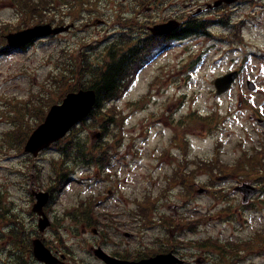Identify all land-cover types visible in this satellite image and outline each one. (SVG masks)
Here are the masks:
<instances>
[{
  "label": "rangeland",
  "instance_id": "374dc122",
  "mask_svg": "<svg viewBox=\"0 0 264 264\" xmlns=\"http://www.w3.org/2000/svg\"><path fill=\"white\" fill-rule=\"evenodd\" d=\"M161 2L163 5L156 12L146 13L143 11L144 7H139V0H102L101 13L95 16L84 14L80 21L74 23L75 27L71 31L57 38L39 40L27 50H14L6 54L1 53L0 46V187L4 186L3 195H7L8 205H12L13 211L22 216L26 232H38L36 216L29 212L32 203L31 190L46 191L51 176H54L51 162L56 157V151L48 149L39 155L38 160H30L27 154L20 153L14 146L17 144L11 139L15 138L21 143L24 134L13 132L14 123L10 120L14 116L13 110L18 107L28 115L36 114L40 117L41 111L48 110L59 100L56 101V94L45 90L53 89L55 73L64 72L67 68L72 69L75 60L79 70L81 57L86 55L94 66H99L103 62L105 49L122 36L123 29L117 21L122 8L126 7L131 11L129 16L137 17L143 24H150L186 15L184 4H188L190 0ZM24 3L25 0H16V5L11 0H0V35L27 26L24 21L26 13L23 11L22 16L19 7ZM47 3L49 7V0ZM55 17L57 20L61 18L58 14L53 15L51 10V13L42 19L56 21ZM91 17L93 21L89 20ZM96 19L105 21L107 25L86 27ZM236 19H249L252 58L249 72L240 76L233 91L219 99L215 98L214 80L222 76L227 68L224 65H212L213 56L216 55L214 50L204 57V62L193 72L192 80L186 82V66L199 55L200 47H196L190 54V43H174L170 50L163 51L143 69L131 89L116 103L117 108L123 110L129 119L124 127L126 138L123 154L114 158L109 169L111 180L104 182L94 169H77L75 181L57 194L52 213L55 217L63 216L67 208L78 205L82 199L92 195H105L109 187V190L113 189V194L108 196L110 198L98 211L114 213L117 216L114 221L120 222L121 218L126 217V212L134 207L131 199H144L146 192L158 195L166 187L164 180H158L159 175L166 171L171 172L173 166L165 170L159 167L165 159V156L161 158L159 154L164 148H172V138L178 131H190L189 158L196 161L203 160L210 164L220 158L222 162L232 166L244 161L247 163L246 169L242 171L244 175H248V169L256 168L259 160L264 161V156L260 155L264 148V129L250 120V93L247 89V80H254L264 89V1L259 2L257 7H253L251 3L248 6L243 2L238 6ZM66 22L67 25L71 23L69 18ZM153 83L154 86L151 85ZM74 84L72 82L71 85ZM56 88L55 86L54 90ZM263 99L264 96H254L258 103ZM145 100V106L142 104L141 109H137L133 104L140 101L143 103ZM240 102L242 104L239 106ZM215 112L228 116V119L214 133L207 131L205 122L198 120L197 115L195 117L198 122H189L192 114L206 116ZM35 119H30V122L35 124ZM88 131L89 136H85L89 139V144H93L99 139L96 137L98 129ZM7 133L13 137H8ZM9 141L13 146L8 144ZM136 148H142L146 154L141 161L129 157L133 156ZM245 154L247 158H244ZM171 162L178 160H170ZM198 181L212 184L209 174L200 175ZM245 181L255 182L249 175L244 181L242 177L235 175L233 180L219 182L217 187L231 192L233 199L239 200V194L232 188ZM181 192V188L174 189L171 196L163 201L165 207L161 210L170 214L184 212V215L189 211L191 217L212 215L211 218L205 219V236L227 239L238 230L251 234L254 228L264 226V193L255 201L262 214L258 213L256 217L247 214L246 218L238 217L228 222L224 217L220 218L218 212L226 203L217 206L211 197H199L196 192L191 196H181ZM181 207L183 208L178 209ZM35 231L34 236L37 235ZM7 236H11L9 231L3 229L0 223V264L10 260L11 245ZM112 237L114 242H128L120 234H113ZM43 239L50 247L56 248L62 243L74 244L75 248H80V244L93 241L89 236H83L81 227L77 229L67 220L58 230L56 228L47 231ZM10 240L13 245V239ZM255 264H264V259L257 260Z\"/></svg>",
  "mask_w": 264,
  "mask_h": 264
},
{
  "label": "water",
  "instance_id": "95a60500",
  "mask_svg": "<svg viewBox=\"0 0 264 264\" xmlns=\"http://www.w3.org/2000/svg\"><path fill=\"white\" fill-rule=\"evenodd\" d=\"M233 1V0H231ZM176 27V24H169L164 26H158L153 31L157 34L166 33L172 31ZM67 28L52 29V26H38L30 30L19 32L17 34L10 35L8 40L10 44L13 45H25L30 43L33 39L38 37H44L51 34H58L66 31ZM233 75L226 79H219L216 81V86L218 88V95L223 92L228 91L231 84L233 83ZM95 92H80L79 94L70 95L64 102L63 106H55L51 110L45 124H43L33 135L30 140L27 150L32 151L35 154L39 150L49 146L51 143L63 138L67 132L85 115L89 113L95 103ZM241 191L247 194V198L250 195H254L257 189L250 188L248 185L240 188ZM43 199L47 200V196ZM45 205V201H40L35 206V211L42 214V208ZM47 223L41 220V229H43ZM41 246V243L37 242V248ZM38 255L41 259H48V254L44 251L38 249ZM164 258H157L148 261H143L141 263H128V264H163Z\"/></svg>",
  "mask_w": 264,
  "mask_h": 264
},
{
  "label": "flooded vegetation",
  "instance_id": "af4514ba",
  "mask_svg": "<svg viewBox=\"0 0 264 264\" xmlns=\"http://www.w3.org/2000/svg\"><path fill=\"white\" fill-rule=\"evenodd\" d=\"M219 10V11H218ZM216 11H202L199 14H207L206 12H214L216 13V16L218 18H221L226 12L224 7L218 8ZM192 22L191 19L185 21V25L183 28H187V24ZM145 37L140 36V34L135 38L134 44L129 46V49L133 47L135 51H137L139 54L140 50L143 48V46L147 45L149 41H152V37L147 34V32L144 33ZM123 48H125L123 46ZM129 51V50H127ZM136 218L139 215V212H127V217L122 218V222L120 223L122 225V228L126 227V221H128L131 216ZM106 221H104L101 225H99L100 231H95L94 233L97 235V238L101 239L100 242H96L94 244L89 245V252L92 254L94 253V249L102 248L104 249L109 255L113 256L114 258L121 260V261H140L142 259L155 257L157 255H162L166 253H174L176 254L181 261H185L186 264H189V249L188 245L186 244H180L175 245L176 243H173L169 238L165 237L164 235L159 236H153L150 237L148 242L145 244L141 241V232L140 229L137 231L128 232L129 235L127 236L125 231L122 230V234L125 236L127 240H135L137 242H110L107 241L108 239V233L112 229V232H115L120 230L121 227H119V223L113 221L111 219V216L106 217ZM132 219V218H131ZM134 224H136V219L134 220ZM171 245H175V249L170 247ZM59 252L60 255H62V252ZM183 259V260H182ZM92 262H86L85 260H79V259H71L67 258L66 264H106L103 260L99 258H91ZM27 264H31V260L27 259L24 260ZM204 260L198 259L195 264L201 263ZM184 263V264H185ZM181 264V263H178Z\"/></svg>",
  "mask_w": 264,
  "mask_h": 264
},
{
  "label": "trees",
  "instance_id": "16d2710c",
  "mask_svg": "<svg viewBox=\"0 0 264 264\" xmlns=\"http://www.w3.org/2000/svg\"><path fill=\"white\" fill-rule=\"evenodd\" d=\"M42 6V3L36 0H25L23 11L26 13L25 22L27 24L42 21ZM129 59L125 56L120 60L114 58L109 68L102 70L95 78V80H98L96 89L99 99L92 119L95 125L101 127L104 132H108L110 126L119 123L116 113L105 107L108 101L120 99L127 88H129L128 84L124 85L122 83L135 74V72L130 71L131 66L126 67ZM58 147L64 156L78 160L84 158L86 163L90 161L89 158L95 160L94 154L97 153L94 146L89 147L74 140L63 142ZM256 172L260 173V170H256Z\"/></svg>",
  "mask_w": 264,
  "mask_h": 264
}]
</instances>
